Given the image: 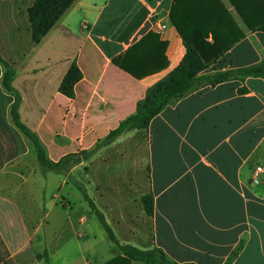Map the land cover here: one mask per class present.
<instances>
[{
    "label": "crops",
    "instance_id": "obj_1",
    "mask_svg": "<svg viewBox=\"0 0 264 264\" xmlns=\"http://www.w3.org/2000/svg\"><path fill=\"white\" fill-rule=\"evenodd\" d=\"M35 1L0 0V54L17 73L22 122L57 163L93 150L135 115L147 90L179 66L186 48L170 18L173 0H76L38 45L29 19ZM236 3L243 13L251 10V0ZM253 7L264 15V0ZM194 14L224 41L243 35L200 75L264 59V32L251 31L230 0L198 4ZM150 33L158 40L147 52L165 43L158 55L167 66L137 79L113 60ZM207 42L213 43L211 33ZM73 64L82 78L69 97L59 88ZM3 76L0 65V264H106L123 254L106 231H76V222L87 225L92 211L77 221L56 211L60 185L80 164L90 167L84 189L120 245L157 248L178 264H264V173L259 185L252 182L254 169L264 166L263 78L198 86L148 129L103 144L60 179L14 125ZM139 137L143 144L133 140ZM127 152L134 157L123 161ZM149 194L152 216L142 203Z\"/></svg>",
    "mask_w": 264,
    "mask_h": 264
},
{
    "label": "trees",
    "instance_id": "obj_2",
    "mask_svg": "<svg viewBox=\"0 0 264 264\" xmlns=\"http://www.w3.org/2000/svg\"><path fill=\"white\" fill-rule=\"evenodd\" d=\"M75 1L76 0L35 1L34 5L29 9L32 40L34 44L38 45L42 42ZM216 1L218 0H173L170 18L183 39L186 48V54L179 66L162 80L151 86L147 90L145 97L138 102L136 114L123 121L117 129L110 132L103 140H100L96 148L91 151H82L67 155L57 163L49 159L46 147L43 145L38 135L22 122L19 114L22 97L13 87V82L17 73L0 54V65L4 69L3 87L14 100L11 106L12 121L32 144L36 151L37 159L42 166L47 170L55 171L59 174H69L73 166L80 164L83 160L91 158L101 149L103 144H111L128 132L148 129L152 119L160 114L170 103L190 94L198 86L210 85L215 87L220 83L232 79L243 80L247 77L264 79V59L260 63L252 66L225 70L210 75H200L211 65L216 63L225 53L230 51L236 42L243 37V35H241L224 41L222 37L217 36L215 30H211L209 26L204 27L201 21H196L194 14L195 6L208 2L215 3ZM230 1L251 31L264 32V15L258 14L253 10L254 3L258 0H251V10L244 13L236 3V0ZM218 3L219 6H222L220 1ZM210 33L213 36V43L207 42ZM157 38L158 37L153 33L148 34L141 41L132 46L125 55L114 59V63L137 79H142L148 76V74L159 72L167 66L165 56L158 55V51L162 52L166 47L165 43L156 44L158 51L147 52L150 45H154L156 40H158ZM81 78L82 74L80 70L73 64L60 85V91L72 97L74 86ZM80 191L84 201L89 205L92 213L98 218L110 240L116 243L123 252L122 255L106 264H132L135 261H141L145 264H178L170 260L162 250L157 248L152 250H140L131 245H120L103 213L97 208L87 191L81 187ZM142 203L146 214L152 216L154 213L153 195L149 194L144 196L142 198ZM39 258H42V256ZM45 258L48 260L47 256Z\"/></svg>",
    "mask_w": 264,
    "mask_h": 264
},
{
    "label": "rangeland",
    "instance_id": "obj_3",
    "mask_svg": "<svg viewBox=\"0 0 264 264\" xmlns=\"http://www.w3.org/2000/svg\"><path fill=\"white\" fill-rule=\"evenodd\" d=\"M135 139H136V143L138 142L139 144H143L145 142L144 137L134 138L133 140ZM127 145L130 146V144H127ZM129 157L133 159L134 156H132V154L127 152V156L123 157L122 160L125 161L126 158H129ZM127 174H129L130 176L131 172ZM122 175H125V173H123ZM61 177L62 175L60 174V179H62ZM89 179H90V167L80 164L74 169L73 172H71L68 175L66 179L67 184H65L62 187L60 185L59 196L57 198L58 206L56 209L60 217L65 218L66 213H68L70 215H73L77 221L82 216H85V215L88 216V213H91L89 205L84 201L83 196L80 191V187L86 188V182L88 181L89 183ZM68 201L71 203V206H72L71 209L63 208L61 203L68 202ZM76 231L81 232V231H105V230L101 226L98 218L94 214H92V216L89 218V221L87 222V225H80L76 222Z\"/></svg>",
    "mask_w": 264,
    "mask_h": 264
},
{
    "label": "built area",
    "instance_id": "obj_4",
    "mask_svg": "<svg viewBox=\"0 0 264 264\" xmlns=\"http://www.w3.org/2000/svg\"><path fill=\"white\" fill-rule=\"evenodd\" d=\"M156 30H161V29H163V28H165V26L163 25V26H159V25H155V27H154ZM264 173V166H257L255 169H254V172H253V174H254V176H253V179H252V182H253V184H255V185H259L260 183H261V181H260V176L262 175Z\"/></svg>",
    "mask_w": 264,
    "mask_h": 264
}]
</instances>
